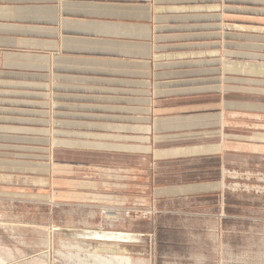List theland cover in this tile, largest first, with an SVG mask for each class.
Instances as JSON below:
<instances>
[{
	"label": "crops",
	"instance_id": "1",
	"mask_svg": "<svg viewBox=\"0 0 264 264\" xmlns=\"http://www.w3.org/2000/svg\"><path fill=\"white\" fill-rule=\"evenodd\" d=\"M0 48V179L33 175L39 141L121 158L59 167L63 201L127 202L66 174L143 179L152 149L234 180L264 162V0H0Z\"/></svg>",
	"mask_w": 264,
	"mask_h": 264
},
{
	"label": "rangeland",
	"instance_id": "2",
	"mask_svg": "<svg viewBox=\"0 0 264 264\" xmlns=\"http://www.w3.org/2000/svg\"><path fill=\"white\" fill-rule=\"evenodd\" d=\"M32 149L33 175L0 179V256L17 264L79 263L93 245L123 249L137 264H264V175L249 173L257 165L264 170L259 158L247 157L235 180L218 175L216 159H155L153 149L143 179L103 169L68 172L77 180L66 182L85 175V192L115 189L129 199L88 202L58 197L66 189L59 167L91 158L100 168L119 166L121 158H105L102 150L92 157L90 149H60L51 141ZM120 183L131 189L117 190ZM121 232L129 234H115Z\"/></svg>",
	"mask_w": 264,
	"mask_h": 264
},
{
	"label": "bare ground",
	"instance_id": "3",
	"mask_svg": "<svg viewBox=\"0 0 264 264\" xmlns=\"http://www.w3.org/2000/svg\"><path fill=\"white\" fill-rule=\"evenodd\" d=\"M111 217V216H110ZM112 218V217H111ZM88 258L78 256L80 264H137L129 252H124L123 249H114L110 252H105L101 247L89 245ZM77 261L68 259L66 264H79ZM0 264H17L14 260L0 256ZM142 264V263H138Z\"/></svg>",
	"mask_w": 264,
	"mask_h": 264
}]
</instances>
